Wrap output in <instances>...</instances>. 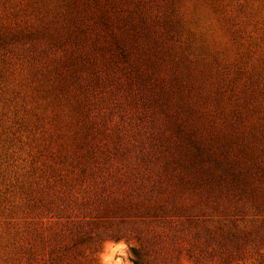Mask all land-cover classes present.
Masks as SVG:
<instances>
[{"label": "rangeland", "instance_id": "rangeland-1", "mask_svg": "<svg viewBox=\"0 0 264 264\" xmlns=\"http://www.w3.org/2000/svg\"><path fill=\"white\" fill-rule=\"evenodd\" d=\"M264 264V0H0V264Z\"/></svg>", "mask_w": 264, "mask_h": 264}, {"label": "clouds", "instance_id": "clouds-1", "mask_svg": "<svg viewBox=\"0 0 264 264\" xmlns=\"http://www.w3.org/2000/svg\"><path fill=\"white\" fill-rule=\"evenodd\" d=\"M128 250L124 240L106 241L99 254V264H131L127 259Z\"/></svg>", "mask_w": 264, "mask_h": 264}]
</instances>
